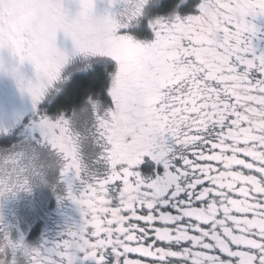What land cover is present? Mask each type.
I'll use <instances>...</instances> for the list:
<instances>
[{"label": "snow or ice", "instance_id": "obj_1", "mask_svg": "<svg viewBox=\"0 0 264 264\" xmlns=\"http://www.w3.org/2000/svg\"><path fill=\"white\" fill-rule=\"evenodd\" d=\"M99 2L0 0V51L31 105L0 142L59 156L84 209L47 264H264V53L247 19L264 0H200L186 16L185 0Z\"/></svg>", "mask_w": 264, "mask_h": 264}, {"label": "flooded vegetation", "instance_id": "obj_2", "mask_svg": "<svg viewBox=\"0 0 264 264\" xmlns=\"http://www.w3.org/2000/svg\"><path fill=\"white\" fill-rule=\"evenodd\" d=\"M185 2L189 7L179 13L182 16L194 13L200 0ZM247 19L257 30L250 36V44L259 56L264 53V15ZM151 38L150 35L141 37ZM30 107L29 103L24 108L23 116L27 119ZM24 143L26 151L21 157H25L23 162L27 165L13 167L11 164L0 176V234L7 233L11 239L0 259L4 264L13 261L14 264H47L48 249L55 250L70 233L78 230L84 209L67 195L69 187L75 190L76 185L71 177L59 175L60 157L46 146L30 143L27 138ZM75 264H92V261L82 262L77 254Z\"/></svg>", "mask_w": 264, "mask_h": 264}, {"label": "rangeland", "instance_id": "obj_3", "mask_svg": "<svg viewBox=\"0 0 264 264\" xmlns=\"http://www.w3.org/2000/svg\"><path fill=\"white\" fill-rule=\"evenodd\" d=\"M101 6V7H100ZM104 3L99 2L97 3V13H99L101 10H103L104 7ZM71 9H73V11L70 10V15H69V19L72 18V16L75 15L76 13V8L75 7H71ZM57 46L61 47V48H67V49H71L72 48V42L70 38H66L63 34V32H58L57 33ZM0 61H2V68H0V80L2 81V79H6V81L8 80V75H11L10 69L11 66H14V63L19 62L18 58L13 57V55L11 54V52L9 51V49H4L3 51H0ZM23 68H26L25 71L23 72V75H26V73L28 71H31V69H33L35 67L34 64H32L31 61L25 60L22 64ZM36 71V69H34ZM32 73V71H31ZM28 74V77L26 79V82L28 80H31L33 83L36 82L37 79V74L33 75L32 77ZM0 81V84H1ZM5 81V83H6ZM9 85H5L6 87H2V89H8L9 92L11 93H7L5 95H3L6 99H1L0 102H3L1 104V106H8L7 111H9V109L12 107V105L15 103L18 107L20 108L21 106V102L22 104H29L30 103V99L29 96L26 92H21L20 87L18 86V84L12 85L13 88H11V83H9ZM2 86V84H1ZM17 94V95H16ZM2 95V91L0 93V96ZM29 102V103H28ZM29 112V110H28ZM24 112L22 111H17L16 113H12L11 115L8 116H4L3 118L0 119V128H7L10 124L15 126V118L17 116H19L22 120L27 121V117L23 116ZM25 117V118H24ZM4 139V137L2 135H0V141H2ZM25 143H24V139L21 140L19 138L16 139H12L10 140V144H5L3 142H0V176L5 174V167L9 166V165H13V167H22L24 165H27V162H23L25 157L22 158L21 155L24 154L23 152L26 151L25 150ZM27 150H29L31 153L33 152L32 150H30L29 148H26ZM25 155V154H24ZM20 160V162H19Z\"/></svg>", "mask_w": 264, "mask_h": 264}, {"label": "trees", "instance_id": "obj_4", "mask_svg": "<svg viewBox=\"0 0 264 264\" xmlns=\"http://www.w3.org/2000/svg\"><path fill=\"white\" fill-rule=\"evenodd\" d=\"M72 7H75L76 8V6L75 5H73ZM101 7V6H100ZM105 7V6H104ZM104 7H103V10H104ZM71 11H73V9H71ZM103 11L101 10L99 13H102ZM145 35H149V34H144L143 36H145ZM19 62H17V63H14V65H16V64H18ZM20 67H21V71H22V73L25 71V69L26 68H23V66L22 65H20ZM13 68V65L11 66V69ZM11 69H10V72H11ZM35 69V67L33 68V69H31V71H32V73H31V71H28L27 73H26V75H24V77H25V83H27L26 82V79H27V77H28V74L30 75V73H31V76H29V77H32L33 75H35V74H37L36 73V71L34 70ZM1 70V69H0ZM9 77H8V80L6 81V79H2V81H1V84H2V86H1V84H0V93H1V91H2V95L0 96V100L1 99H6L3 95H5V94H7V93H11V92H9L8 91V89H2V87H6L7 85H9L10 86V84L9 83H11V88H13L12 87V85H15V84H17V81H16V79H14L13 78V76L12 75H8ZM5 81H6V83H5ZM7 84V85H6ZM6 85V86H5ZM17 95V94H16ZM3 102H0V119L1 118H3L4 116H8V115H11L12 113H16L17 111H22V112H24V108H25V105L26 104H22V102H21V106H20V108H17L18 106L14 103L13 105H12V107L9 109V111H7V108H8V106H1V104H2ZM7 107V108H6ZM2 141H4V139L2 140ZM4 143V145L5 144H10V141H5V142H3Z\"/></svg>", "mask_w": 264, "mask_h": 264}]
</instances>
